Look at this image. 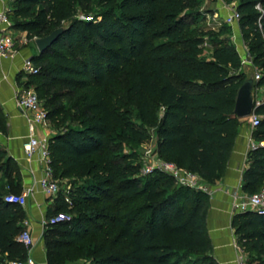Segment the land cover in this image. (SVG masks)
Listing matches in <instances>:
<instances>
[{
    "label": "trees",
    "instance_id": "trees-1",
    "mask_svg": "<svg viewBox=\"0 0 264 264\" xmlns=\"http://www.w3.org/2000/svg\"><path fill=\"white\" fill-rule=\"evenodd\" d=\"M99 2V21L73 18L72 8L90 0H15L6 12L11 30L26 32L30 41L46 37L61 22L70 23L48 50L31 58L35 65H45L27 83L39 77L43 89L65 88V95L76 97V116L62 108L47 109L48 120L62 115L78 124L48 142L54 178L83 183L72 193L74 217L43 229L46 262L64 264L63 252L87 243L89 264H218L207 230L208 195L176 186L158 170L133 178L138 171L123 166L120 145L143 142L147 136L138 126H148L158 159L209 186L222 179L239 132L241 121L233 109L244 79L237 74L242 66L230 41L231 28L224 25L214 33L192 29L201 0ZM38 6L43 8L33 13ZM236 11L253 64L264 68V0H239ZM120 78L135 103V122L110 94ZM256 114L262 119L252 138L264 142V105ZM0 134H8L1 107ZM0 185L21 192L17 165L2 149ZM262 188L264 147L248 153L242 175L245 195ZM6 196L0 188V264L27 257L17 242L25 212L6 203ZM59 209L57 196L45 219ZM231 227L248 264H264V216L236 214Z\"/></svg>",
    "mask_w": 264,
    "mask_h": 264
},
{
    "label": "crops",
    "instance_id": "crops-1",
    "mask_svg": "<svg viewBox=\"0 0 264 264\" xmlns=\"http://www.w3.org/2000/svg\"><path fill=\"white\" fill-rule=\"evenodd\" d=\"M4 8L0 0V13ZM230 15L231 10L219 9L218 16L223 20ZM230 28L232 43L240 57L245 44L238 22L233 23ZM22 40H17L19 51L15 56L0 58V107L7 118L8 126L7 136L0 134V149L5 151L17 165L21 176L20 194L26 189H31L22 207L25 212L23 226L31 233L33 239L31 258L39 264H47L42 240L44 227L41 222L45 219L46 210L52 201L47 198L38 184L43 175L40 152L36 151L30 161L25 156L24 146L29 142L30 136L28 122L15 103V95L21 85L19 79L22 65L25 60L37 54L34 45L30 47V45L22 44ZM34 134L40 141L50 140L53 137L47 125L36 127ZM251 140L250 132L239 129L222 179L215 185L205 184L206 194L209 197L207 230L212 245V255L218 264H236L237 253L234 244L238 241L231 227L232 218L235 215L233 204L246 197L242 192V175L247 168V156L251 144L255 142Z\"/></svg>",
    "mask_w": 264,
    "mask_h": 264
},
{
    "label": "built area",
    "instance_id": "built-area-1",
    "mask_svg": "<svg viewBox=\"0 0 264 264\" xmlns=\"http://www.w3.org/2000/svg\"><path fill=\"white\" fill-rule=\"evenodd\" d=\"M15 0H2L4 4V10L0 13V58H11L15 56L19 51V42L13 37L11 33L12 24L6 17V12L9 10V6ZM258 8V7H257ZM239 15L236 11V5L231 8V15L224 20V24L231 27L235 22H238ZM37 39L34 37L31 41ZM27 40L23 39L22 44H26ZM241 66L251 65L255 71V105L257 107L264 105V68H258L253 64V59L248 53L246 46L243 48V54L240 56ZM39 73V68L31 61L27 59L24 61L21 71L20 87L17 89L15 95L16 107L19 111L25 115L28 122L29 130V142L24 146V153L27 160H31L36 151L40 152V162L43 165V175L38 181V184L47 196V198L54 200L59 192L58 181L54 178L53 170L50 166V158L48 154V142L49 139L40 141L35 138V128L46 125L48 120L47 111L40 102L37 94L30 89L27 84L28 79L31 76H36ZM262 117L256 113L252 114L247 119L249 126L254 130L261 122ZM252 141V140H251ZM264 147V142H254L251 144L250 151ZM153 158L156 160L153 165H148L142 170V176H147L155 170L162 172L163 174L171 177L179 186L187 187L196 191L207 193V186L205 183L195 174L178 168L173 163H166L157 158L153 154ZM31 189H26L22 194L19 195H8L4 198L6 203L18 205L24 207L28 194ZM234 211L236 214H242L246 212H252L259 216H264V188L260 189L257 193L252 195H246L244 199L235 201ZM70 220L66 216H55L50 220H42L41 225L45 227L46 225H55L62 223L64 221ZM17 242L24 246L27 250V257L24 261L15 260L10 262V264H39L34 259L31 258L30 252L33 247V239L31 233L24 229L17 237ZM234 248L237 253L236 264H248V258L244 254L242 248L238 243L234 244Z\"/></svg>",
    "mask_w": 264,
    "mask_h": 264
},
{
    "label": "rangeland",
    "instance_id": "rangeland-1",
    "mask_svg": "<svg viewBox=\"0 0 264 264\" xmlns=\"http://www.w3.org/2000/svg\"><path fill=\"white\" fill-rule=\"evenodd\" d=\"M239 0H201L199 11L200 17L191 27L197 32H204V33H214L218 32L225 24L224 20L218 16L219 9H226L231 10L234 5H237ZM217 7V8H216ZM43 6H38L33 9V13H36ZM216 8V9H215ZM103 12L102 7L100 6L99 0H90L88 5L83 4H76L72 8L73 18L81 21L85 20H93L99 21L100 14ZM63 25V22L60 23ZM13 37L16 40L26 39V45L33 46L32 41L27 38L26 32H19L17 30L11 31ZM230 35V41H231ZM33 39V38H32ZM204 44H209V39L206 38L204 40ZM25 45V46H26ZM38 53L36 54V56ZM209 57H206L208 59ZM45 65V62L39 63L36 66L41 71V68ZM237 74H242V70L240 69ZM30 89L33 90L40 98V102L42 103L43 107L47 111L48 108H62L66 110L70 115L76 116L77 112L72 109L73 102L75 101L76 97L70 95H65L64 89L65 88H42V80L39 77H34L32 79L31 84L29 85ZM49 89V90H48ZM128 84L125 79L120 78L117 81V85L110 90V94L113 99H118L121 103V109L123 114L128 117L131 122H135V103L134 101L128 96L127 94ZM82 117V116H80ZM48 129L51 131L53 136L57 133L64 132L66 129L70 127H77V123H73L70 119H65L62 115L56 116L53 119H49L46 122ZM142 128L146 133V139L143 142L134 143L124 141L120 145V150L123 155L126 156L125 162L123 166L125 167H132L133 171L131 170L130 173H134L138 171L136 175H133V178H143L142 176V169L148 165H153V162L156 158H153L154 149H155V137L153 135V129L149 128L148 126H138ZM239 129H246L251 134L252 141H255L252 136L254 130L249 126L247 120L241 121ZM158 158V157H157ZM58 181V188L59 192L57 194L60 197L61 209L56 212V216L62 215L69 217L70 220L74 217L73 211V198L72 193L79 187V185L83 182L81 181H74L72 179H57ZM3 184V183H2ZM174 184L179 186L175 181ZM0 188H3V195L9 193V195H18L9 192V187L0 185ZM51 200V199H50ZM54 201V200H51ZM68 221H64L62 223H67ZM60 224V223H59ZM44 234V233H43ZM42 234V240H43ZM90 236H87V240ZM44 242V240H43ZM87 243L86 245L83 244H75L69 251L63 252L65 257L64 264H89L90 254H89Z\"/></svg>",
    "mask_w": 264,
    "mask_h": 264
},
{
    "label": "water",
    "instance_id": "water-1",
    "mask_svg": "<svg viewBox=\"0 0 264 264\" xmlns=\"http://www.w3.org/2000/svg\"><path fill=\"white\" fill-rule=\"evenodd\" d=\"M69 26L70 23L67 22L60 28L52 31L46 37L35 39L33 45L35 46L38 55H41L48 50ZM241 70L244 79L236 93L233 116L240 121H244L252 116V114L256 113L258 107L255 105L256 80L254 68L251 65H243Z\"/></svg>",
    "mask_w": 264,
    "mask_h": 264
}]
</instances>
